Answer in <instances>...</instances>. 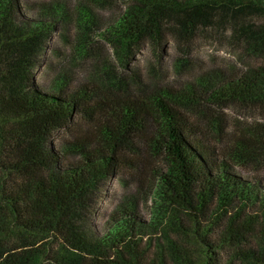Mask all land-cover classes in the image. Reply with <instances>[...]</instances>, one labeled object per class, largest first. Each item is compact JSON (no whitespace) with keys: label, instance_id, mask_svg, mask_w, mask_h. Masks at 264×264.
Segmentation results:
<instances>
[{"label":"trees","instance_id":"trees-1","mask_svg":"<svg viewBox=\"0 0 264 264\" xmlns=\"http://www.w3.org/2000/svg\"><path fill=\"white\" fill-rule=\"evenodd\" d=\"M203 37L243 67L183 77ZM213 107L264 112V0H0V264H264V123Z\"/></svg>","mask_w":264,"mask_h":264},{"label":"rangeland","instance_id":"rangeland-1","mask_svg":"<svg viewBox=\"0 0 264 264\" xmlns=\"http://www.w3.org/2000/svg\"><path fill=\"white\" fill-rule=\"evenodd\" d=\"M179 52L175 49L171 43L167 54L165 55L164 61L167 64H171L176 58H182ZM151 59V53L148 48H145L142 55L139 56L141 66H145L148 60ZM192 70L185 73L183 77L188 78L189 76L199 71L209 70L211 68H226L230 65H237L243 67L238 57L228 48L224 43H216L206 38L197 39L190 48V54L188 56ZM211 113L215 119L209 121L218 120L219 125L223 129H227V133L230 134L234 130L238 131L241 127L254 126L257 123H264V112L253 110L252 112L247 110H241L238 107L233 109H211ZM207 128V127H206ZM120 192V188L116 181H113L110 187V193L104 198L100 205V211L97 215L96 222L98 226H102L105 221L107 214L111 212L112 206L116 202V195Z\"/></svg>","mask_w":264,"mask_h":264}]
</instances>
